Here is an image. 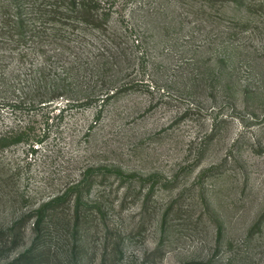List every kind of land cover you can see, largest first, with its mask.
<instances>
[{"label": "rangeland", "instance_id": "rangeland-1", "mask_svg": "<svg viewBox=\"0 0 264 264\" xmlns=\"http://www.w3.org/2000/svg\"><path fill=\"white\" fill-rule=\"evenodd\" d=\"M103 1L0 0V264H264V0Z\"/></svg>", "mask_w": 264, "mask_h": 264}, {"label": "trees", "instance_id": "trees-1", "mask_svg": "<svg viewBox=\"0 0 264 264\" xmlns=\"http://www.w3.org/2000/svg\"><path fill=\"white\" fill-rule=\"evenodd\" d=\"M231 1L237 6L245 3V0ZM103 2V0H53V2L47 3L48 6L44 9V13L48 15L45 16L42 38L53 36L56 38L55 41L62 42L66 40V33H71V30L75 28L103 27L107 23L109 15ZM240 21L249 22L245 12L240 14L238 22L241 23ZM49 22H53V25L48 26ZM53 203L52 200L49 205ZM41 210L43 211V207ZM54 257L58 258V256ZM50 258V252L43 245H39L15 258L13 264H45Z\"/></svg>", "mask_w": 264, "mask_h": 264}]
</instances>
